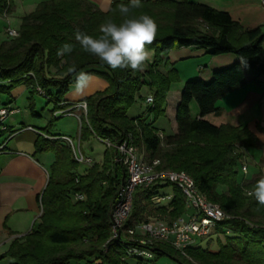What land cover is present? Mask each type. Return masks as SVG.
<instances>
[{
  "label": "trees",
  "instance_id": "16d2710c",
  "mask_svg": "<svg viewBox=\"0 0 264 264\" xmlns=\"http://www.w3.org/2000/svg\"><path fill=\"white\" fill-rule=\"evenodd\" d=\"M119 4H130V0H112L107 11L88 0L39 2L34 11L22 16L17 37L0 40V93L9 94L21 85L29 88L28 109L33 118H39L33 97H45L52 104V117L42 131L49 135L53 120L58 118L53 114L68 107L63 99L75 83L74 76L67 74L68 67L75 65L77 71L102 77L107 87L84 99L86 115L79 121L80 140L93 135L115 145L130 135L147 162L159 160L158 170L185 171L197 189L229 216L219 224L216 234L203 240L205 246L200 241L181 253L168 243H159L155 255L177 264H264V206L248 195L259 178L237 181L242 149L255 147L258 141L246 128L215 126L204 119L208 114L220 115L217 101L245 85L243 66L256 77L264 73L260 58L264 32L259 27L243 29L227 12L191 0H140L141 6L131 9L128 17L119 12ZM12 11V0H0V16ZM144 14L155 20L158 33L148 46L154 52L153 61L142 72L113 71L84 52L75 40L77 31L98 36V26L106 20L119 24ZM65 43L74 45L73 52L58 56ZM182 47L205 49L213 56L232 53L237 61L213 71L207 82L186 81L175 108L176 132L161 136L152 122L145 123L142 116L130 118L126 113L144 85L153 90L148 111L154 117L164 113L170 85L179 80L167 55ZM92 67L104 72L88 69ZM191 102L197 105L198 117L190 114ZM34 145L37 153L51 152L55 158L38 197L41 215L36 227L14 239L1 257L10 258L13 264H96L94 259L99 260L97 264H121L118 248L108 243V250L102 249L110 236L111 207L126 178L125 167L112 161L114 147L104 150L101 164L91 165L80 175L74 172L77 165L69 148L58 139L39 137ZM167 186L137 191L125 226L146 221V215L153 212H168L169 221L182 216L184 199L176 188L168 205L153 206L150 202L151 194ZM218 186L225 188L218 191ZM75 193L83 198L71 200ZM220 235L225 237L224 244L218 241ZM215 239L218 249L210 252ZM130 261L143 263L127 260L124 264Z\"/></svg>",
  "mask_w": 264,
  "mask_h": 264
},
{
  "label": "crops",
  "instance_id": "0c3cea01",
  "mask_svg": "<svg viewBox=\"0 0 264 264\" xmlns=\"http://www.w3.org/2000/svg\"><path fill=\"white\" fill-rule=\"evenodd\" d=\"M41 1L44 0L39 2ZM88 1L92 2L99 10L107 11L112 0ZM191 1L205 4L218 11L227 12L243 29L259 27L264 32V3H262L264 0ZM20 22L21 19L19 24ZM149 51L152 53V58L148 63H151L154 52ZM167 58L177 71L179 83L174 84L177 89L173 94L168 93L165 103V115L169 114L167 116L170 120L171 131L166 133L163 131L164 129L158 127L157 130L161 136L172 135L176 132L175 108L179 100L180 90L186 81L199 79L207 82L210 80L213 71L228 67L237 61L236 56L232 53L213 56L207 50L196 47L173 49L169 51ZM260 58L264 60V42L261 45ZM88 69L104 72L99 67ZM243 69L245 85L226 94L217 101L216 105L221 109L220 115L208 114L204 117L205 120L215 126L229 125L234 128H246L257 139V146L242 149L243 158L238 166V182L250 181L264 176V73L256 77L255 72L252 70L246 69L244 66ZM89 75L91 80L85 93L83 95L76 94L73 83L69 86V90L63 99L65 104L72 106V104L84 101L86 97L103 91L107 87V82L102 77L95 74ZM255 77L256 81L253 82L252 79ZM171 86L172 84L170 88ZM28 92L29 88L21 85L10 92L13 96L10 100L0 103V106L8 104V106L10 105L18 110L9 115L21 114L22 110L24 112L18 119L7 117V126L15 134L6 142L0 141V145L5 144V152L0 153V264H13L10 258H2V254L7 251L14 239L30 233L36 227L41 215L38 197L47 183L50 167L55 158L52 153H37L34 145L35 140L39 137L52 140L48 137L72 136L69 132L60 133L55 126L51 128L49 135H43L42 130L46 123H44V119L40 114L37 119L30 116L27 101ZM34 106L36 107L35 99ZM189 106L191 116L198 117L199 112L195 102H191ZM35 112L37 113L36 108ZM70 113L69 116L76 120L78 129L77 143L75 144L74 141L73 143L79 147L83 154L87 155L81 149L82 140L79 137L78 118L83 117V111L80 107H76ZM96 140L98 139L96 138ZM58 143L69 148L73 160L69 145L60 140H58ZM107 147L104 144L99 160L87 155L92 159L91 165L102 163L103 153ZM113 159L114 151L112 161ZM76 165L74 172L80 175L85 174L86 169L91 166L77 163ZM224 188V186L217 187L218 191H222ZM164 192H166V189ZM129 263L132 264L131 261ZM69 264H84V262H70Z\"/></svg>",
  "mask_w": 264,
  "mask_h": 264
},
{
  "label": "built area",
  "instance_id": "2783aa9c",
  "mask_svg": "<svg viewBox=\"0 0 264 264\" xmlns=\"http://www.w3.org/2000/svg\"><path fill=\"white\" fill-rule=\"evenodd\" d=\"M5 35L8 38H15L18 36V30L11 27L6 28ZM146 102L152 105V96H148ZM72 107H80L83 116L86 115L84 101L74 103ZM17 111L16 108L10 106L0 107V122L9 114ZM70 112L71 110L62 109L53 115L59 116ZM78 120L80 121V118ZM5 130L7 129L3 127L0 133ZM8 132L10 133H8L7 140L15 134L12 130ZM49 138L58 139L69 145L73 160L77 164H92V159L83 154L70 137ZM102 142L108 147H114V163L122 164L126 169V178L120 185L115 203L111 207L110 236L106 242V244L114 245L121 252L119 256L121 263L124 264L127 260H142L143 262L151 260L155 255L154 248L159 243H168L174 249L184 253L188 247L197 245L202 238H210L216 234L219 224L229 218L219 205L210 202L197 189L193 179L185 171L158 170L159 160L154 159L147 162L130 135L115 145L108 139ZM3 152H5L4 143L0 145V153ZM243 169L245 170L244 167ZM162 185H172L180 191L184 199V214L171 221L153 219L146 215V221L126 227V221L132 213L135 193ZM165 189H157L150 195L149 200L153 206H159L163 200L169 202L173 199L174 194L164 192ZM73 196L75 200L83 198L81 194L75 193Z\"/></svg>",
  "mask_w": 264,
  "mask_h": 264
},
{
  "label": "clouds",
  "instance_id": "9594fccd",
  "mask_svg": "<svg viewBox=\"0 0 264 264\" xmlns=\"http://www.w3.org/2000/svg\"><path fill=\"white\" fill-rule=\"evenodd\" d=\"M140 6V0L117 5L119 12L125 17H128L131 9ZM98 32L99 35L94 37L77 31L75 40L84 52L97 57L113 71L130 69L133 72H142L151 61L152 53L148 46L154 43L158 33V25L151 16L144 14L126 18L119 24L109 19L98 26ZM73 50V44L65 43L57 51V55L71 54ZM67 74L74 76L75 93L83 95L91 76L83 70L77 71L75 65L68 67ZM248 195L254 197L260 206H264V176L256 181Z\"/></svg>",
  "mask_w": 264,
  "mask_h": 264
},
{
  "label": "rangeland",
  "instance_id": "374dc122",
  "mask_svg": "<svg viewBox=\"0 0 264 264\" xmlns=\"http://www.w3.org/2000/svg\"><path fill=\"white\" fill-rule=\"evenodd\" d=\"M39 1L40 0H12L13 11L10 13L8 12V13L2 15L3 18L0 17V40L7 38V36L5 35V29L6 28L11 27V28L18 29V24H19L21 17L25 14H28V13L34 11L37 4L39 3ZM177 83H179V80L172 83V86H171L168 93L173 94L176 91L177 88H175L174 84H177ZM152 93H153V90L150 89L149 86H147V85L142 86L140 88L139 92L135 95L134 102L128 108L126 114L130 118L142 116L145 123L152 122V126L154 128L158 129V127H161L162 129H164L163 131L168 133L171 131V126H170V120L168 117L169 114H167L168 116L165 115V105H164V113L157 116V117H154V114L150 113L148 111V107H150L151 104H148L146 102V98L148 96H152ZM168 93H167V95H168ZM11 97H13V96L10 93L9 94L0 93V103L5 102L6 100H10ZM34 99L36 101V107L35 108H36L37 113L41 115V117L44 119V123L47 124V121H49L52 117V114L50 112L52 109V104L47 103V99L45 97H43L42 95H35ZM166 99H167V96H166ZM165 103H166V100H165ZM72 108L73 107L71 105L70 106L68 105V107H66L63 110L64 111L65 110L66 111L72 110ZM23 113L24 112L22 110L21 114H23ZM15 114L16 115H8V116L11 119L12 118L18 119L21 115L20 113H15ZM70 114L71 113H67L64 115L57 116L58 118L53 120V124H52L51 128L55 126V128H57L58 131H60V133H64V131L71 133L72 136H69V137L76 144L77 143V131H78L77 123L73 117L69 116ZM7 117L2 122H0V129H2L3 127L7 129V130L3 131L2 133H0V141H4V142L7 141L8 133H10L8 131L11 130L10 127L7 126L8 125ZM51 128H49V129L51 130ZM103 147H104V143L96 140V137L93 135H90L86 140L81 141L82 151L84 153H86L87 155L93 157L96 160H99L100 155H101L102 150H103ZM48 153H51V152H48ZM78 168H79V166H78ZM166 192L168 194L172 195L174 193V187L172 185H168L166 187ZM70 198H71V200L76 201L73 194H71ZM167 202L168 201L163 200L161 202V204L160 205L158 204V205L159 206H166L168 204ZM150 217L153 219H161V220H165V221H169V218H170L168 215V212H164V213L153 212ZM204 239L205 238L201 239V241H202L201 245L202 246H205V241H203ZM212 241L213 242H211L210 246H209V251L215 252L218 249V243L216 242V239L212 240ZM218 241H220L221 244H224L225 237L220 235V237L218 238ZM108 246L110 247V245L105 243L102 246V249L104 251H107ZM93 262L99 263V260L94 259ZM121 264H123V263H121ZM132 264H134V263H132ZM141 264H177V263L172 261L170 258H168L166 256L155 255L153 259H151L147 262H143ZM234 264H238V263L234 262Z\"/></svg>",
  "mask_w": 264,
  "mask_h": 264
}]
</instances>
